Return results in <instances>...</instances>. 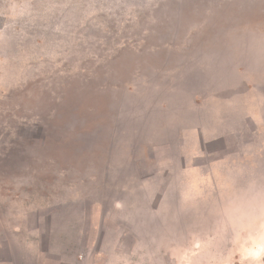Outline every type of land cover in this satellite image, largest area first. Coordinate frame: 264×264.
<instances>
[{"label": "rangeland", "instance_id": "374dc122", "mask_svg": "<svg viewBox=\"0 0 264 264\" xmlns=\"http://www.w3.org/2000/svg\"><path fill=\"white\" fill-rule=\"evenodd\" d=\"M0 264H264V0H0Z\"/></svg>", "mask_w": 264, "mask_h": 264}, {"label": "clouds", "instance_id": "9594fccd", "mask_svg": "<svg viewBox=\"0 0 264 264\" xmlns=\"http://www.w3.org/2000/svg\"><path fill=\"white\" fill-rule=\"evenodd\" d=\"M259 255H260L259 252L255 253V256H256L257 258L259 257Z\"/></svg>", "mask_w": 264, "mask_h": 264}]
</instances>
